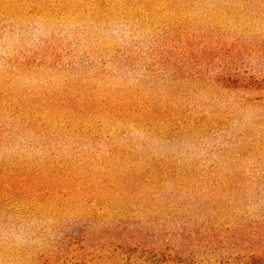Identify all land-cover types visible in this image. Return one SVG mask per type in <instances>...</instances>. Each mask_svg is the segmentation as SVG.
<instances>
[{"label": "rangeland", "instance_id": "rangeland-1", "mask_svg": "<svg viewBox=\"0 0 264 264\" xmlns=\"http://www.w3.org/2000/svg\"><path fill=\"white\" fill-rule=\"evenodd\" d=\"M0 264H264V0H0Z\"/></svg>", "mask_w": 264, "mask_h": 264}]
</instances>
